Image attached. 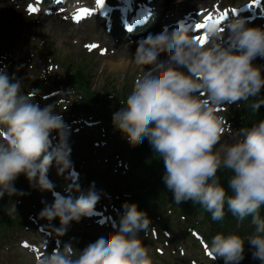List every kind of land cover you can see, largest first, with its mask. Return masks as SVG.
Masks as SVG:
<instances>
[{"label":"clouds","instance_id":"clouds-1","mask_svg":"<svg viewBox=\"0 0 264 264\" xmlns=\"http://www.w3.org/2000/svg\"><path fill=\"white\" fill-rule=\"evenodd\" d=\"M224 19H207L198 36L177 20L139 41L134 61L145 67L112 114V123L133 142L147 139L163 161L162 180L174 203L200 205L214 222L229 213L238 223L249 221L252 231L246 235L215 234L206 248L210 259L240 264L247 243L253 259L264 264V119L232 131L221 114L240 102L254 114L264 106V65L254 63L264 59V26H252L246 17ZM37 94L25 92L22 80L10 79L0 68V199L25 195L15 187L21 175L31 188L52 192L49 169L56 166L58 175L73 169L64 110L57 103L41 107ZM223 170L230 173L224 182L218 175ZM66 191L79 195L54 193V201H42L38 214L47 221L41 229L57 241L73 223L94 214L101 196L94 182L86 191L79 185ZM121 208L118 225L83 249L70 240L45 252L36 264H154L140 235L152 225L147 211L128 201ZM11 211L16 212L15 202Z\"/></svg>","mask_w":264,"mask_h":264},{"label":"rangeland","instance_id":"rangeland-1","mask_svg":"<svg viewBox=\"0 0 264 264\" xmlns=\"http://www.w3.org/2000/svg\"><path fill=\"white\" fill-rule=\"evenodd\" d=\"M187 1V0H186ZM249 0H209L208 5H218V3H222L223 6H238V5H242L243 3L248 2ZM198 4H194L193 0H192V8H196ZM200 5L205 6V3L202 2ZM222 5H219L217 7L221 8ZM5 8V7H4ZM8 10V8L6 9ZM181 8L176 7L175 12L177 14L181 13ZM21 12V16L20 18H18L19 20L14 22H9L8 24H2V21L4 19V17L1 18L0 20V46H2V48L4 50H6V53L8 55H14L18 49L20 48H24L25 52L31 54L32 56H36L37 55H41V57H39V60H37L42 66L46 68H49L48 66H50L49 60H48V56H53L55 57L57 60H70V61H75V56L77 54H79L80 50L79 47L80 46H70L68 44V40H65V34L61 31V30H54V31H50V29H52L50 27V25L48 24H44V25H36V23L34 21H32L31 19H27L26 20V15L23 13L22 9H20ZM2 24V27H1ZM95 24V21L91 22V24H86L84 27L85 28H90L94 31V34L92 36H87L88 33H85V38L86 41H92V40H97V39H102L101 36V30L98 28H95L93 25ZM253 26H264V24H255ZM90 31L91 30H87ZM36 37V41L32 42L31 38ZM44 44V45H42ZM35 46L38 50L34 51L32 50V47ZM82 53V52H81ZM82 55H86V53H82ZM47 56V57H46ZM88 58H91L92 60H94V62H96V70H94V72H98L102 71V74H97L98 78L95 80L98 88L103 84L104 80H108V81H117L118 84H121L123 79L124 81H129L133 76H135L136 73V69L133 70L131 67H129L128 65H123V62L128 63V61H122V58H118L114 61H116L117 64L121 63L122 65L115 67L113 70L109 71V67L107 68V70H102L103 66L107 65V60L106 59L103 63L101 57H97L96 54H93L92 56L90 55H86ZM24 57V56H23ZM113 61V60H111ZM134 64V62H132ZM255 64H260V65H264V59L261 58H257L254 61ZM93 72V73H94ZM109 84L108 82L104 83V85ZM103 85V86H104ZM71 144V142H70ZM88 148H91V144L86 142ZM71 147H73L75 150H78L75 155L78 156L80 159L82 158H87V156H80L82 153H86L88 148H85V143L81 146V145H76V144H71ZM87 155V154H86ZM101 156L98 155L96 156L97 158ZM94 158V161H92L88 166H86L85 168V172H86V176L91 175V176H97L99 175V179H95L96 184L100 185V186H110V178H107V176H105V172H106V167L102 166L101 164H96L95 161H97L98 159ZM43 202L45 203H52L48 197V193L47 192H43ZM44 205V203H42ZM34 208H31L29 211L23 212L25 213V215H31L32 211ZM36 213L39 214V212L41 211L40 209L36 208L35 209ZM27 218V217H25ZM23 218V219H25ZM40 222L44 225H47V221L45 220H40ZM56 225H59V221L55 220ZM93 226V224L87 223L83 220H81L79 223H73L70 230L68 231V234H70L72 237L77 238L78 242L79 239L86 237V236H93L96 234H99L101 232H98L97 229H92L89 228ZM16 234V238L15 239V243H18L21 239L24 238H33L35 237L36 233L31 231L28 232V230L23 229V230H18L15 232ZM89 234V235H88ZM38 241H40V239H43V237H39L36 236ZM161 240V238H160ZM11 242V238H8V240H6L4 242V244H2V246L0 247V251L3 252H11L14 250ZM44 244H48L49 242H43ZM179 245H182L181 242L179 241H174L171 244L170 249H173L175 247H178ZM184 248L187 249L188 253L189 252V248L187 245H184ZM150 249V248H149ZM151 253V250H150ZM3 254H0V256ZM193 256V254H192ZM18 259L21 261L20 264H34V260L31 256H29L26 252L22 253L21 256L18 257ZM172 261H175L173 258H171ZM2 263L1 264H7L8 259L6 258V256H4L2 258ZM17 264V262H16ZM178 264H180L178 262Z\"/></svg>","mask_w":264,"mask_h":264},{"label":"bare ground","instance_id":"bare-ground-1","mask_svg":"<svg viewBox=\"0 0 264 264\" xmlns=\"http://www.w3.org/2000/svg\"><path fill=\"white\" fill-rule=\"evenodd\" d=\"M1 2L4 3V5H6L8 7V9L10 10L13 5L11 3H8L7 0H0ZM18 1H25V0H18ZM178 1V4L180 3H183L184 2V5H183V10L184 11H194V8L192 9V0H177ZM208 1L209 0H193V3L194 4H198L200 5L202 2L205 3V6H202V8H205L206 7V4H208ZM9 10H6L5 8L1 7L0 6V18L2 16H4V19H3V22H6V24H8L9 22H16L18 21V17L12 13L11 11ZM51 23L52 26H54L55 29L57 28H61V29H64V25L61 23V22H58V21H49ZM75 34V32H74ZM74 34H66L67 35V38L70 39L71 36H73ZM114 35V33H113ZM109 45H110V50H109V55H113V56H116L118 54V51H119V54L116 56V57H113V59L115 58H119V57H123L124 54H122V50H127L128 51V54H135V51L136 49L134 48H131V47H118V50L116 48V44H115V41H108ZM142 66V65H141ZM142 67H145V66H142Z\"/></svg>","mask_w":264,"mask_h":264},{"label":"trees","instance_id":"trees-1","mask_svg":"<svg viewBox=\"0 0 264 264\" xmlns=\"http://www.w3.org/2000/svg\"><path fill=\"white\" fill-rule=\"evenodd\" d=\"M263 107V106H262ZM262 107L260 108V110L262 109ZM259 110V111H260ZM258 113V112H257ZM256 114V113H255ZM250 116V115H254V113L251 111L250 108H248L247 106L244 108L243 110V113L240 114V116ZM252 119H249L248 122H250ZM225 171L223 170L221 173H218V175H220L221 179H226V174L224 173ZM221 180V181H222ZM224 182V181H222ZM3 204L1 203L0 205V208H1V211H2V208H3ZM198 207H200L202 209V213H206V211L200 206V205H196ZM203 220V219H202ZM0 223H3L4 225L8 224L9 223V219L5 216V213L2 211L0 212Z\"/></svg>","mask_w":264,"mask_h":264},{"label":"snow or ice","instance_id":"snow-or-ice-1","mask_svg":"<svg viewBox=\"0 0 264 264\" xmlns=\"http://www.w3.org/2000/svg\"><path fill=\"white\" fill-rule=\"evenodd\" d=\"M97 3L100 4L101 6H103L104 0H97ZM29 11L32 12V13H35V12L38 11V9L35 6H31L30 5L29 6ZM83 14H89V10L88 9H81L80 15H83ZM80 15L77 16V19L80 18ZM198 27L203 28V25H198ZM89 47H95V45H90ZM24 246L28 247L29 245L25 244Z\"/></svg>","mask_w":264,"mask_h":264}]
</instances>
